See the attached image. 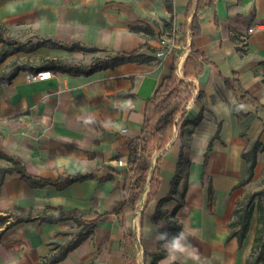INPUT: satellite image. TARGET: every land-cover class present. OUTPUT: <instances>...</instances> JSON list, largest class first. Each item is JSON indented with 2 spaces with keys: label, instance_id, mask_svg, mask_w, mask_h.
<instances>
[{
  "label": "crops",
  "instance_id": "obj_1",
  "mask_svg": "<svg viewBox=\"0 0 264 264\" xmlns=\"http://www.w3.org/2000/svg\"><path fill=\"white\" fill-rule=\"evenodd\" d=\"M172 6L170 19L164 0H0L4 28L94 50L31 53L81 67L77 72L45 64L0 72V150L27 176L51 182L32 186L16 167L0 173V264H37L75 238L83 239L54 264L245 263L257 200L240 247L228 239V224L249 184L264 183L261 149L251 182L236 187L246 177L242 154L264 144V0H172ZM171 44L168 55L157 56ZM192 50L207 62L199 77L184 78ZM130 53L143 61L87 72L106 56ZM44 70L53 77L25 80ZM172 70L191 83L183 119L196 124L189 135L188 126L175 129L151 155L126 231L113 212L123 198L128 141L140 136L145 101ZM239 88L263 110L240 103ZM0 168L12 165L0 160ZM155 171L158 185L148 199ZM173 225L174 245L162 241L172 237Z\"/></svg>",
  "mask_w": 264,
  "mask_h": 264
},
{
  "label": "trees",
  "instance_id": "obj_2",
  "mask_svg": "<svg viewBox=\"0 0 264 264\" xmlns=\"http://www.w3.org/2000/svg\"><path fill=\"white\" fill-rule=\"evenodd\" d=\"M164 6L167 12L170 14L171 19L173 11L172 0H164ZM2 27L4 28V26L0 23V28ZM192 34H196L193 27ZM0 43L4 44V47L0 49V63H2L8 56L13 55L18 51L25 50L22 46L9 50L6 49L5 45L7 44L3 39L1 32ZM40 47L57 48L66 51H72L74 49L84 52L94 51L93 49L82 48L78 46L65 47L47 40L38 41L35 45L26 49V52H32ZM141 61H143L142 57L137 53L117 54L113 57L106 56L103 62L95 63L92 68L87 69V72H92L94 69L101 67ZM206 62L207 61L203 54L198 51L192 50L187 56L183 67L184 78L199 77L202 74L203 67ZM44 68L52 69L56 72H77L79 70H82L81 67L77 66L69 68L65 66L61 60L58 59L47 60ZM1 81L2 80H0V83ZM191 88V83L185 82L183 79H178L174 71L172 70V72L161 81L153 96L145 101L140 136L136 139L128 141V156L126 157V168L122 172V175L124 177L122 187L123 198L113 212L118 218L121 227L126 231L127 229L125 228V218L129 213L133 211L138 197L143 190L146 177L150 169L149 159L151 155L156 151L164 149V147L172 138L175 129L182 128L183 126H188L187 133L189 135L192 128L196 124V121L188 122L183 119L184 108L191 97ZM235 95L240 103H248L253 105L256 110H263L262 106H260L252 96L243 91L241 88L235 90ZM178 116L180 117L178 118ZM259 146L260 144L255 143L250 148V150L242 154V159L246 163V177L236 187H241L251 182L253 178V169L256 163V152L258 150L264 149V144L260 147ZM0 160L6 161L12 165V168H0V173L2 174L11 172L13 169H15V167L17 169V166L19 165V161L17 159L5 155L1 150ZM18 173L20 177L26 179L32 186H40L51 183L48 181H41L35 178H31L27 176L23 170H18ZM85 178H88V176L75 178V180H81ZM157 185L158 174L157 171H155L150 181V192L148 195V199L154 196ZM258 185L262 186L260 190L255 191L248 196H245L242 201H238L236 209L234 210V219L228 224V228L230 231L228 234V239L236 238L238 246L240 247L248 229L252 212L251 203L254 199L257 200V225L254 238L244 264H264V183L261 181L258 183ZM75 214L76 211H71L67 215ZM172 232H174L172 237H170L169 235H164L162 241H169L174 245L176 238L175 232H178V227L173 225ZM86 234L84 235V237L86 236ZM82 239L83 238H75L67 245L59 246V250L57 251V253L51 256L48 253L42 256L41 260H44L46 262L45 264L57 263L58 261L62 260L71 249L77 246ZM53 249H55V247L51 246L49 251H52ZM164 255L165 252L163 251H161V253L159 254V256L161 257Z\"/></svg>",
  "mask_w": 264,
  "mask_h": 264
},
{
  "label": "rangeland",
  "instance_id": "obj_3",
  "mask_svg": "<svg viewBox=\"0 0 264 264\" xmlns=\"http://www.w3.org/2000/svg\"><path fill=\"white\" fill-rule=\"evenodd\" d=\"M0 32L2 34L3 39L5 40L6 44L5 48L6 49H14L17 47H24V51H18L16 53L13 54V56H11L7 63H5L4 65L0 66V72L4 71L6 72L7 70H14L16 68H19L21 66L25 67V66H29V65H43L46 63V61L48 59H45L44 56H34L31 53L32 52H26V49L30 48L31 46L35 45L38 42V39L35 37H31L28 36L27 34L21 33L19 32L18 29H14V28H0ZM4 47V44H1L0 49ZM95 56H101L103 57L104 54H96ZM101 60V59H98ZM259 181L255 180L252 181L249 184L248 189L246 190V196H248L249 194H251L250 192L252 190H254L257 186H258ZM56 244H53V246H55ZM52 246V247H53ZM61 246V245H59ZM48 254V253H47ZM55 253H52L49 255H53ZM46 262L44 260H39V262L37 264H45Z\"/></svg>",
  "mask_w": 264,
  "mask_h": 264
},
{
  "label": "built area",
  "instance_id": "obj_4",
  "mask_svg": "<svg viewBox=\"0 0 264 264\" xmlns=\"http://www.w3.org/2000/svg\"><path fill=\"white\" fill-rule=\"evenodd\" d=\"M172 47H173V44H171L170 47H168L165 51L158 52L157 56L160 58H164L166 55H168L170 53ZM52 77H53V73L51 71L44 70V71H37V72L32 73V74H26L25 80L27 82H38V81L48 80ZM117 163L119 166L125 165L122 160H118Z\"/></svg>",
  "mask_w": 264,
  "mask_h": 264
}]
</instances>
